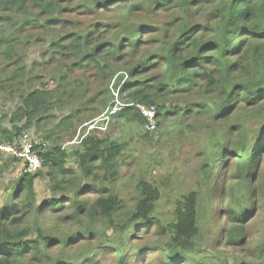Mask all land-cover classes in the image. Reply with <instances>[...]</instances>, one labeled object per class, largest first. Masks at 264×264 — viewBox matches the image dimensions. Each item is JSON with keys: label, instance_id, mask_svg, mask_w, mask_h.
<instances>
[{"label": "trees", "instance_id": "obj_1", "mask_svg": "<svg viewBox=\"0 0 264 264\" xmlns=\"http://www.w3.org/2000/svg\"><path fill=\"white\" fill-rule=\"evenodd\" d=\"M127 4L131 9L116 23L97 20L85 27L74 20L116 13ZM5 25L14 31L0 38V75L15 69L0 94L9 83L20 84L22 103L0 116V146L35 129L46 142L36 146L46 171L25 174L12 157L22 174L5 190L10 200L1 203L0 196V264H95L93 254L100 251L124 264L133 251L150 247L164 252L168 264H187L203 242L202 200L219 202L214 217L220 239L232 248L246 245L259 207L243 188L251 192L247 182L264 177V0H0V28ZM31 31L46 33L45 57L64 62L55 89L35 88L37 76L23 83L29 73L17 48L43 41ZM92 71L106 93L114 78L122 83L128 77L130 86L116 85L126 106L106 131L91 130L68 151L64 144L76 136V121L91 104H101L98 94L88 98L91 78L78 77ZM109 104L100 107L102 115L116 105ZM139 105L157 108L154 134L161 123H171L180 138L209 139L198 152L207 161L197 191L182 197L176 220L166 225L155 214L158 188L140 182L138 203L130 209L116 188L129 146L118 130L126 124L146 128ZM68 107L69 114L48 129L57 121L54 111ZM233 168L237 182L225 184L222 198L218 171L229 177ZM41 177L52 196L39 201L35 185ZM50 214L59 216L48 227L43 219ZM143 228L154 242L140 243ZM250 264H264V247L259 262Z\"/></svg>", "mask_w": 264, "mask_h": 264}, {"label": "rangeland", "instance_id": "obj_2", "mask_svg": "<svg viewBox=\"0 0 264 264\" xmlns=\"http://www.w3.org/2000/svg\"><path fill=\"white\" fill-rule=\"evenodd\" d=\"M131 7L132 4H127L118 7L117 10L119 11L116 13L101 16L99 18L79 15L74 20L78 23L84 24L85 27L97 20L116 23L123 20L125 14L128 13ZM13 31L14 28L5 25L3 28H0V38L6 34L11 35ZM29 33L30 32H26V36H28ZM31 33L36 35L35 38L40 37L43 41L33 39L31 44L26 45V49H23L20 46L17 48L19 64L23 68H27V73H29V76L23 81V83L26 84L33 80V77L35 79V76H37L39 82H34L33 80L35 88H40L41 85H47L48 89H55L57 87L56 79L66 72V68L64 69L65 66H63L64 62H51L49 56L45 57L46 50L49 49V43L45 42L47 39L46 33L34 31H31ZM2 63H4V61H2ZM14 69L15 67H12L6 74L0 75V84L5 80L7 81L8 78L12 76ZM95 74V71L86 74H78V77L91 78L88 98L94 97L95 94H98L100 96L101 104H91L88 114L80 116L76 121V136L72 141H68L64 144V149L68 151L78 147L80 141H82L84 136L90 132V125L95 121V123L98 122V119L102 116L100 111L102 104L105 105L109 99V107L113 106L114 102H116L115 95L117 93H119L121 98V93L117 90H122L123 86L128 84L130 86L131 84L130 82L128 83V77L126 76L122 83H118L117 76L107 86L110 93H106L108 89H105L106 87L100 89ZM117 84L118 86L121 84L119 89L116 88ZM19 85L20 84L12 85L9 83V86H4V95L0 94V116L3 114L10 116L21 105V99L17 96V87ZM117 103L118 102H116V104ZM115 106L124 108L126 105L119 102V105ZM71 110V107H68L63 111H60L59 109L55 110L54 113L57 117V121L53 120L51 122L53 125H48V129L54 128L58 121L66 117ZM88 119L90 120L88 121ZM27 132L32 134L38 144L45 142L42 140L44 135H40L35 129L27 130ZM118 133L121 136V142L129 145L127 150L123 153L120 166V176L116 183V188L125 202V207L129 209L135 207L138 203L139 197L137 186L140 182H147L151 186L158 188L160 191V200L157 204V211L155 213L156 216H158L165 225L174 222L176 220L178 202L183 196L197 191V182L202 176L200 169L204 167V164L207 161V159L199 155L198 152L206 145L207 140L209 139L206 137L197 139V137H194L195 134H193L190 139L180 138L175 133V125L171 123H161L155 134L149 133L152 134L153 138L150 137V141L145 139V136L148 133L145 127L142 128L137 125L126 124L118 130ZM69 166L75 167V164L70 163ZM21 168V164H14L11 155L0 151L1 203L5 202V200H10L11 193L5 192V190L12 188L13 184L17 183V180L21 177L20 174H22ZM41 171L45 172L46 170L42 169ZM235 173L236 169L233 168L230 172V176L225 177L224 171H218L216 182L221 184L220 196L222 198H225V184L228 186L236 184L238 176H233ZM249 182H252L251 192H248L246 187L243 189L246 194L250 195L248 202L250 204H257L259 209L257 216L249 223L251 224V233L246 245L242 248H232L229 247L224 240L220 239L218 236V233L220 232V223H218L217 219L214 217L219 202L212 203L209 200H202L201 208L205 220H201L200 226L203 233V242L187 264H234L235 262L250 264L259 262V257L261 256L262 248L264 247V177L249 180L246 185L248 188ZM48 184L49 182L46 180V177H41L36 181L35 187L40 198L39 201L52 196L49 192ZM93 196L96 195L94 194ZM221 205L225 206V201L222 202ZM222 208L223 207L221 206L220 209ZM58 216V214H50L49 216H46L43 221L45 225L49 227L54 223ZM226 224L227 222H225V225ZM223 225L224 223L222 222L221 226ZM144 229L145 228L140 229L137 233V236L143 238L140 243L154 242V238L144 236ZM155 234L156 230L152 235ZM133 246H135V244ZM150 248L151 249L147 250H144V248L142 252L138 253L133 251L132 254H130V259L124 264H168L164 252L158 251L159 249ZM93 256H96L97 262L95 264H119L118 259L111 255H107L104 251L95 253Z\"/></svg>", "mask_w": 264, "mask_h": 264}, {"label": "built area", "instance_id": "obj_3", "mask_svg": "<svg viewBox=\"0 0 264 264\" xmlns=\"http://www.w3.org/2000/svg\"><path fill=\"white\" fill-rule=\"evenodd\" d=\"M115 96H116L115 100L116 102H118L116 105H119V102H121V98L119 97L118 93ZM138 107L140 108L143 116L147 120L146 130L151 133L154 132L158 126L157 108L154 106L147 107L144 105H139ZM124 108L115 106L113 109L103 114L98 119L97 123H95L96 121L93 122L90 125L89 131L95 130V129L105 130L106 125L109 123L111 117L115 115L117 112L122 111ZM85 137L86 136H84V138ZM40 144L41 143L38 144L35 141L31 133L26 131L22 134L20 140L14 143L13 145L0 146V151L8 153L13 158L19 159L23 163V169H22L23 173L25 174L37 173L43 169V163H42L40 154L39 152L36 151V146H39Z\"/></svg>", "mask_w": 264, "mask_h": 264}]
</instances>
